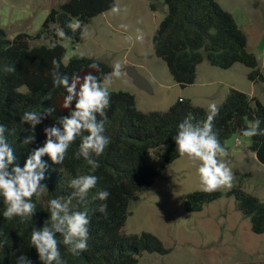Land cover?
Here are the masks:
<instances>
[{"label":"trees","instance_id":"trees-1","mask_svg":"<svg viewBox=\"0 0 264 264\" xmlns=\"http://www.w3.org/2000/svg\"><path fill=\"white\" fill-rule=\"evenodd\" d=\"M163 3L166 13L152 35L151 47L153 55L165 63L181 89L194 83L196 68L203 61L222 70L240 64L249 70L246 78L252 84L264 81L255 56L246 49L245 35L231 14L215 0H163ZM114 6V0H66L48 12L32 36L19 33L9 40L0 29V126L4 127L3 136L15 156L9 171L14 166L23 169L32 153L44 146L45 129L56 127L62 132L61 120L75 110V98L68 108L64 107L68 93L62 85L54 84L55 77L66 75L71 84L74 77H79L82 83L84 76L91 74L102 82L110 73L106 63L82 56H72L64 64L66 49L58 41L65 37L78 43L89 21ZM34 41L40 44L32 45ZM53 60L59 67L54 66ZM93 64L96 67H90ZM21 87L24 91H19ZM109 93L111 104L106 110L104 134L110 143L101 156L91 157L97 160L99 168L93 170L79 155L82 138L88 134L82 132L69 145L62 163H53L47 155L41 157L45 167L39 183L45 186L46 193L44 201L36 195L32 197L36 207L29 218H5L7 205L0 195V264H46L31 242L32 232L45 226L53 230L58 241L59 264H138L137 255L142 252L159 255L169 252L151 233L124 232L128 207L150 188L166 165L180 157L173 139L178 124L190 113L192 123L202 127L209 110L189 99L178 98L164 112L144 113L137 110L133 95L123 91ZM217 107L219 114L213 121V132L223 147L228 138L243 135L257 120L260 122L257 132L264 131V105L257 99L230 88ZM48 109L52 111L47 113ZM30 111H36L41 118L34 127L23 120L24 113ZM100 119L103 118L97 115V120ZM29 137L31 141L25 143ZM248 150L264 165V136L249 137ZM86 174L97 176L98 183L81 201L74 195L76 190L71 181ZM103 190L110 193L106 201L97 198V193ZM221 196L217 190L193 191L183 198L182 208L186 213L200 212ZM226 196H232L237 210L249 219L251 232L264 234V203L242 190H231ZM70 197V211L86 210L90 219L88 247L78 256L70 251L73 244H64V235L52 228L49 210L50 200L63 203ZM102 203L107 204V215L98 211Z\"/></svg>","mask_w":264,"mask_h":264},{"label":"rangeland","instance_id":"rangeland-1","mask_svg":"<svg viewBox=\"0 0 264 264\" xmlns=\"http://www.w3.org/2000/svg\"><path fill=\"white\" fill-rule=\"evenodd\" d=\"M66 0H0V29L11 40L16 34L34 35L52 8ZM233 17L245 35L246 49L264 76V0H215ZM115 8L92 18L81 40L65 37L58 41L66 49L63 63L82 56L106 63L110 73L121 65V76H108V91L133 95L141 112H164L178 98L210 110L222 102L230 88L257 99L264 105V81L252 84L249 72L240 64L222 70L203 61L197 66L193 85L181 89L174 83L165 63L153 55L152 35L166 13L163 0H114ZM32 45L40 44L37 41ZM134 67L149 84L151 93L136 88L125 74ZM109 73V74H110ZM19 91H24L21 87ZM237 141V143H236ZM249 137L232 135L225 141L227 157L217 158L231 169V186L219 188L222 196L200 212L186 213L183 198L201 191L199 161L180 156L165 166L150 188L128 207L123 230L127 234L151 233L169 252L164 255L142 252L138 264H260L264 263V234L251 232L249 219L236 208L231 190H242L264 203V165L248 150ZM40 185L44 186L42 183ZM46 188L36 194L44 201Z\"/></svg>","mask_w":264,"mask_h":264},{"label":"clouds","instance_id":"clouds-1","mask_svg":"<svg viewBox=\"0 0 264 264\" xmlns=\"http://www.w3.org/2000/svg\"><path fill=\"white\" fill-rule=\"evenodd\" d=\"M113 11L118 9L113 7ZM80 24L77 23L76 27ZM76 28H73L75 31ZM63 36V30H60ZM53 64L59 67L53 60ZM90 67H96L95 64ZM121 65L116 64L113 72L108 74L112 77L121 76ZM55 85H62L66 88L68 95L64 98V107L68 108L72 100L76 99L75 110L71 112L70 117H64L61 120L63 131L56 127L46 128L45 133L47 140L43 147L36 149L26 160L23 169L14 166L9 171V166L14 164L15 156L13 150L8 146L3 136L4 127L0 126V195L3 196L7 205L3 215L7 219L13 216H20L24 219L30 217L35 209L32 197L44 191V186L40 185L45 167L41 157L47 155L53 163L60 164L65 159L69 145L75 138L87 132L83 136L79 155L83 156L88 165L93 170L99 168V163L91 157L101 156L110 143V138L105 133L106 110L110 107L111 96L108 87L103 86L97 77L89 74L84 76L83 82L80 83L79 77H74L69 84L68 77L54 78ZM111 80L105 77L104 85H110ZM80 83L77 91V84ZM52 110H46L50 113ZM219 114V108L212 105L207 119L203 126L192 123V115L189 113L177 126V134L173 138L176 144V150L180 156H186L192 161H199L198 174L202 184V190L205 193H211L221 187L231 186L233 174L228 165L218 160L219 155L227 157L228 153L225 147L220 143L217 133L213 132V121ZM97 115L103 119L97 120ZM40 116L36 111L25 112L23 120L29 122L33 127L40 123ZM259 120L255 121L254 126L246 129L243 135L254 137L257 135L264 136V131L257 132ZM55 137V140H53ZM29 137L25 143L30 142ZM98 177L92 174L80 175L71 181V186L76 190L74 195L83 201L96 187ZM110 193L106 190L99 191L97 198L106 201ZM71 197L61 202L57 199L49 201V210L51 211L52 228L64 235V244H73L70 249L74 256L80 255L86 251L89 238L90 219L86 210L70 211ZM98 211L107 215V204L102 203ZM31 242L36 247L39 257L46 264H52L56 261L59 264L60 251L58 241L52 229L45 226L41 231H33ZM23 260V257H21Z\"/></svg>","mask_w":264,"mask_h":264},{"label":"water","instance_id":"water-1","mask_svg":"<svg viewBox=\"0 0 264 264\" xmlns=\"http://www.w3.org/2000/svg\"><path fill=\"white\" fill-rule=\"evenodd\" d=\"M125 74L132 81L133 85L147 93H151V89L147 81L137 73L134 67H126Z\"/></svg>","mask_w":264,"mask_h":264},{"label":"crops","instance_id":"crops-1","mask_svg":"<svg viewBox=\"0 0 264 264\" xmlns=\"http://www.w3.org/2000/svg\"><path fill=\"white\" fill-rule=\"evenodd\" d=\"M103 14H104V13H103ZM100 15H101V14H100ZM98 16H99V15H98ZM196 69H197V68H196ZM195 80H196V77H195ZM194 82H195V81H194ZM193 84H194V83H193ZM193 84H192V85H193Z\"/></svg>","mask_w":264,"mask_h":264},{"label":"built area","instance_id":"built-area-1","mask_svg":"<svg viewBox=\"0 0 264 264\" xmlns=\"http://www.w3.org/2000/svg\"><path fill=\"white\" fill-rule=\"evenodd\" d=\"M236 143H237V141H236Z\"/></svg>","mask_w":264,"mask_h":264}]
</instances>
